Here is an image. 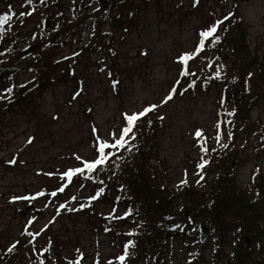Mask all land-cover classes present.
I'll return each instance as SVG.
<instances>
[{"label":"rangeland","instance_id":"rangeland-1","mask_svg":"<svg viewBox=\"0 0 264 264\" xmlns=\"http://www.w3.org/2000/svg\"><path fill=\"white\" fill-rule=\"evenodd\" d=\"M131 1L137 7L136 14L140 13L138 20L140 27H133L127 38H123V32L117 33L113 46L117 57H112V53L109 55L107 47L103 54L98 55L101 60L108 55L110 57L108 68L116 70L125 77V83H121L119 87V95L113 94L107 77L96 75L98 61L92 63V66L81 64L76 68L78 75L75 78L84 79L85 86L82 98L78 97L73 103L71 95L79 82L63 80L62 77L68 70L65 65L51 71L49 76L51 82L46 93L34 94L28 98L27 104L24 105V111L19 110L10 119L4 120L6 127L4 126L0 134V156L4 158L0 161V234L3 244L5 242V245H9L19 237L27 235L25 240L32 245L36 241H32L33 236L28 233L37 231L42 235L39 243L48 239L49 235L67 241L69 244L63 250L66 257L74 254L75 248L80 244L90 258L89 263L93 257L91 264L96 261L105 263L116 255L117 248L113 241L103 234L100 238L96 237L98 232L96 223L88 220L87 214L79 210L78 207L72 211V215L61 216L58 219V224L51 231L50 227L43 228L44 232L41 231L55 210V207L47 204L48 191L57 193L56 197L59 200L56 201V206L60 202L71 203L69 198L74 195L65 191L64 178L59 177L58 173L75 165L81 167L77 157L86 161L93 160V138L89 125L91 117L100 132L106 135L111 129L118 127L119 130V126L123 123L121 120L122 111L133 114L143 112L146 105L152 104L158 107L156 113L165 119L166 127V131L160 135V156L165 166L168 167L170 164L171 169L165 171L163 168H159L157 176L159 183L171 188L175 182L182 181L184 177H187L192 183L197 180L196 173H192L190 170V173L185 172L182 175L180 168H176V164L173 163V159L178 153L185 156L187 166L194 169V160L200 156L203 148V145L199 146V139L194 138L196 131L204 129L203 131L210 134L216 149H232L235 155L234 145L225 146L227 143L230 144L232 134L217 127L215 93L176 95L167 103L164 102L167 99V87L171 86L170 82L178 79L179 66L174 63L173 59L181 51L191 50L190 52H192L197 41L194 29L200 23L201 13L182 21L178 7L182 4L189 7L192 0H161L162 7L165 8L164 11L156 5L147 6L144 0ZM251 3L254 4V0H242L240 13L245 14L246 7ZM33 18H36V14ZM128 27L130 28L129 25ZM170 37H174V41L168 45L167 40ZM161 47H163V51L157 57V51ZM151 48L154 49L152 58L140 55L141 49L150 50L151 54ZM193 65L201 76L200 72L203 70L201 63L198 64V61H195ZM157 68H162L159 72L161 77L156 76ZM48 73L49 71L45 75ZM190 73L192 74L189 76H192L195 71L192 69ZM241 74L242 82L244 74ZM60 77L61 79H58ZM20 78V81L24 82L30 80L32 75H20ZM40 78L41 76H38V80ZM45 83L47 84V80ZM47 95L54 97L52 101H47ZM88 107L92 109L91 117L86 113ZM254 111L253 122L259 116L264 117V103H261ZM217 137L220 138L217 139ZM251 138L253 139L250 130L246 131L241 135L237 145H241ZM249 143L250 146L254 145L251 144V141ZM249 150L252 158L251 164L245 168L242 167L241 170L249 168L251 171L255 162L264 168V157L259 159L256 149L250 148ZM72 155H74L73 158ZM73 159H76L77 163ZM239 159L240 157H238ZM6 161L8 163L5 164ZM49 173L54 175L49 177ZM61 186L64 187L63 192L59 191ZM38 191H45V195L40 198L34 195ZM23 197L36 198L28 202V200L22 199ZM81 201L83 199L79 198L75 202L80 203ZM49 202L53 203L51 200ZM35 216L38 218H35L30 228L25 229L24 225L27 220ZM184 224L185 221L179 218H162L157 222V230L174 232ZM228 225L231 229L222 242V249L217 257L213 247L215 242L212 241L210 235L211 230L206 225L201 226L204 230L207 229V232L204 233L207 235L205 242L210 244V247L204 252L203 258L200 259L203 264H234L233 258L228 260L227 247L230 243H234L233 240L230 241L229 237L236 238V232L232 229V221H229ZM126 232L122 230L121 234H126ZM68 239L71 240L68 241ZM154 245L167 247L166 250H162L161 258L157 264H191L188 260H190L191 251L195 250V247L190 239H168L164 243L160 242V245L157 243ZM250 247L254 256L256 253L257 258L263 257V251L260 252L256 249L254 243ZM31 256L32 248L29 246L26 253L23 252V258L28 260V264H31Z\"/></svg>","mask_w":264,"mask_h":264},{"label":"trees","instance_id":"trees-1","mask_svg":"<svg viewBox=\"0 0 264 264\" xmlns=\"http://www.w3.org/2000/svg\"><path fill=\"white\" fill-rule=\"evenodd\" d=\"M233 45L240 49L244 47L243 33L234 35L232 38ZM264 65L258 68L260 82L264 84ZM230 97L239 105L238 115H247L249 108L247 93L229 89ZM228 100V101H229ZM133 152H130L132 154ZM146 151L138 154L140 159H145ZM217 162L214 157L212 161L219 167L218 175L211 187L210 195L212 203L209 209H199L196 207L192 211L195 218H203L209 221L213 226L221 227L226 224L228 219L235 218L239 224L242 233L248 234L254 241L264 238V179L261 174H257L254 178L253 187L248 192L241 191L235 184L234 169L230 166V162L223 161L218 157ZM143 161L135 159L133 163L124 167V174L117 175L120 184L124 187L127 198L131 199L132 204L143 209L158 214L170 209L172 203L171 195H166L165 191L157 190L151 187L150 176L145 173ZM188 199L192 198L194 191H188L185 195ZM185 205L188 201L182 196ZM217 229V228H216ZM246 249V243H241L238 256ZM11 260H3L0 264H12ZM257 264H264V257L257 261Z\"/></svg>","mask_w":264,"mask_h":264},{"label":"snow or ice","instance_id":"snow-or-ice-1","mask_svg":"<svg viewBox=\"0 0 264 264\" xmlns=\"http://www.w3.org/2000/svg\"><path fill=\"white\" fill-rule=\"evenodd\" d=\"M43 2V0H42ZM198 2V0H197ZM27 3L29 5L32 4V0H27ZM21 15H31V13H21ZM10 20V17L8 15H5L3 17H0V27L5 25ZM220 22L217 24H214L210 26L207 30L200 32L199 34V42L197 45V48L194 50L193 53H186L181 58V63L186 65L187 62L190 59H193L196 55H198L201 51L205 48V42L211 41L213 44L219 42V38L215 36L217 32V28ZM192 74L185 72V75ZM11 91V89H9ZM173 92H175V89H173ZM173 97L172 95H169L167 99L164 101L167 103L169 100H171ZM154 107H150L143 112L140 113H133V114H125V120L127 121L126 126H124L119 134L117 133H111L110 139L108 141L102 140L99 137H97V143L94 145L97 151V156L93 158L91 161H86L81 159L80 157H77V159L80 161L81 167H77L74 169L68 170L66 173H64V177L67 179V181L70 183L74 176L78 175H84L85 173H92L96 171L99 167L105 165L114 155H119L121 150H124L129 145L130 139H135V135L133 133V129L136 126V122L141 119L144 115H146L148 112H151L154 110ZM229 115H234L235 113H228ZM163 119V117H161ZM220 137H217L219 139ZM29 143H31V140H29ZM204 151L206 152L207 149L205 148ZM14 163V162H13ZM201 168L204 167V164L200 165ZM183 183H187V181H183ZM60 192L64 191V187L61 186L59 188ZM39 195L43 196L44 193H40ZM51 196L55 197L57 195L56 192L50 193ZM36 197H23L22 199L26 200H32ZM74 199V198H73ZM66 207V206H64ZM69 211H72V209H69ZM29 235H33V233H28ZM133 245H130V247ZM15 247V245H13ZM12 249L10 248L9 251ZM127 258V249L125 250V254L121 255L119 259V264H125V260ZM82 259V256H81ZM70 264H73V262H70ZM74 264H79V261L74 262ZM109 264H113V262H109Z\"/></svg>","mask_w":264,"mask_h":264},{"label":"bare ground","instance_id":"bare-ground-1","mask_svg":"<svg viewBox=\"0 0 264 264\" xmlns=\"http://www.w3.org/2000/svg\"><path fill=\"white\" fill-rule=\"evenodd\" d=\"M237 33V31L233 28H229V34L230 35H235ZM50 100V99H49Z\"/></svg>","mask_w":264,"mask_h":264}]
</instances>
